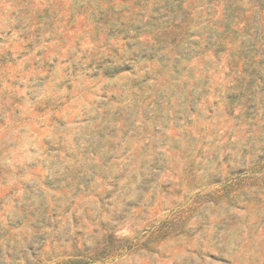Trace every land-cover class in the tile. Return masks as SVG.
Listing matches in <instances>:
<instances>
[{
	"label": "rangeland",
	"instance_id": "374dc122",
	"mask_svg": "<svg viewBox=\"0 0 264 264\" xmlns=\"http://www.w3.org/2000/svg\"><path fill=\"white\" fill-rule=\"evenodd\" d=\"M59 263L264 264L257 0H0V264Z\"/></svg>",
	"mask_w": 264,
	"mask_h": 264
},
{
	"label": "trees",
	"instance_id": "16d2710c",
	"mask_svg": "<svg viewBox=\"0 0 264 264\" xmlns=\"http://www.w3.org/2000/svg\"><path fill=\"white\" fill-rule=\"evenodd\" d=\"M231 1L232 0H228V3H231ZM257 2H259V5H260V7L261 8H264V0H257ZM229 10H230V6H229V8H228ZM227 9V10H228ZM242 57V56H241ZM239 63H238V66L239 65H243V66H245V68H250L253 64H252V62H250V59H248L247 57H242V58H240V60L238 61ZM237 66V65H236ZM238 71H240V70H238ZM245 72H246V70H244ZM254 74H253V72L250 74V76L252 77ZM73 263H76V262H73ZM59 264H66V263H59Z\"/></svg>",
	"mask_w": 264,
	"mask_h": 264
}]
</instances>
